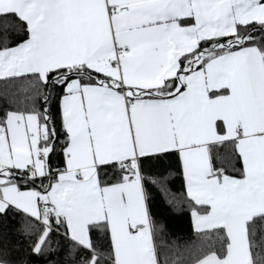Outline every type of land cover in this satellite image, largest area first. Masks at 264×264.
Returning <instances> with one entry per match:
<instances>
[{
	"label": "snow or ice",
	"instance_id": "obj_1",
	"mask_svg": "<svg viewBox=\"0 0 264 264\" xmlns=\"http://www.w3.org/2000/svg\"><path fill=\"white\" fill-rule=\"evenodd\" d=\"M0 264H264V0H0Z\"/></svg>",
	"mask_w": 264,
	"mask_h": 264
},
{
	"label": "trees",
	"instance_id": "obj_2",
	"mask_svg": "<svg viewBox=\"0 0 264 264\" xmlns=\"http://www.w3.org/2000/svg\"><path fill=\"white\" fill-rule=\"evenodd\" d=\"M179 184V181H177ZM166 223L168 224L171 231L175 233L184 232L188 229V218L186 216H172L167 217Z\"/></svg>",
	"mask_w": 264,
	"mask_h": 264
}]
</instances>
